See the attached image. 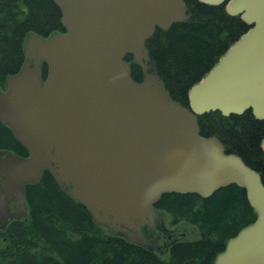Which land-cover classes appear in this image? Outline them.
<instances>
[{"label": "water", "instance_id": "obj_1", "mask_svg": "<svg viewBox=\"0 0 264 264\" xmlns=\"http://www.w3.org/2000/svg\"><path fill=\"white\" fill-rule=\"evenodd\" d=\"M52 1L66 31L29 35L22 68L0 88V122L27 152L22 158L0 151V230L28 219L26 186L45 172L97 224L143 247L139 226L154 223L164 195L209 199L237 186L256 220L214 264H264L261 175L226 153L217 137L201 136L198 120L251 111L264 121V0H198L226 5L250 29L190 89L188 108L166 90L146 47L157 29L189 20L185 0ZM127 56L142 70L141 81Z\"/></svg>", "mask_w": 264, "mask_h": 264}, {"label": "trees", "instance_id": "obj_2", "mask_svg": "<svg viewBox=\"0 0 264 264\" xmlns=\"http://www.w3.org/2000/svg\"><path fill=\"white\" fill-rule=\"evenodd\" d=\"M185 1L189 20L168 31L157 29L146 47L166 90L188 108L190 89L250 27L240 16H230L226 5ZM65 31L61 12L52 0H0V88L5 90L7 78L22 68L29 35L48 38ZM126 61L134 80L141 81L143 72L134 65L133 57L127 56ZM42 71L45 79L46 64ZM198 120L201 136L217 137L225 152L241 157L261 175L264 184V121L256 120L251 111L230 117L211 112ZM1 148L27 157L0 122ZM25 199L30 211L27 221H12L0 230V264H214L227 242L256 220L245 190L237 186L221 189L209 199L164 195L155 208L167 213L173 225H192L200 238L171 244L168 257L163 258L97 224L48 172L36 184L26 186Z\"/></svg>", "mask_w": 264, "mask_h": 264}, {"label": "flooded vegetation", "instance_id": "obj_3", "mask_svg": "<svg viewBox=\"0 0 264 264\" xmlns=\"http://www.w3.org/2000/svg\"><path fill=\"white\" fill-rule=\"evenodd\" d=\"M0 151L11 152L14 155L20 156L13 149H10V148H1ZM22 158H25V157H22ZM1 182H2V176L0 174V183ZM25 201H26V199H25ZM26 206L28 208V216H29L30 211H29V207H28L27 202H26ZM10 208L12 211H14V208H15L14 202L10 203ZM156 211L159 213V215L155 218L154 223L152 225L151 224H143L141 226L138 225L141 229V232L143 233L146 240L148 241V244L146 247L152 248L153 251L158 249L161 246V241L163 240L164 237H168V235H170L169 229L166 227L165 222L162 218L163 215H167V216H169V215L167 213L161 211V210H158V209H156ZM22 220H24V219H22ZM24 221H26V220H24ZM170 221H171V218H170ZM171 225H172V223H171ZM169 239H170V237H169Z\"/></svg>", "mask_w": 264, "mask_h": 264}, {"label": "rangeland", "instance_id": "obj_4", "mask_svg": "<svg viewBox=\"0 0 264 264\" xmlns=\"http://www.w3.org/2000/svg\"><path fill=\"white\" fill-rule=\"evenodd\" d=\"M162 218L165 222L166 227L169 229L170 235H168V237H164L161 241V246L158 249L154 250V252H157L159 255H161V257H168V247L175 242L195 241L200 238L199 232L192 225L186 223L171 225L169 216L163 215Z\"/></svg>", "mask_w": 264, "mask_h": 264}]
</instances>
